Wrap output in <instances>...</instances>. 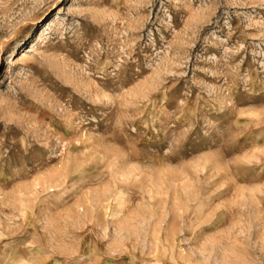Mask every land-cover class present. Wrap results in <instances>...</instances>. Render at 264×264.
Masks as SVG:
<instances>
[{
  "label": "rangeland",
  "instance_id": "374dc122",
  "mask_svg": "<svg viewBox=\"0 0 264 264\" xmlns=\"http://www.w3.org/2000/svg\"><path fill=\"white\" fill-rule=\"evenodd\" d=\"M0 264H264V0H0Z\"/></svg>",
  "mask_w": 264,
  "mask_h": 264
},
{
  "label": "bare ground",
  "instance_id": "6f19581e",
  "mask_svg": "<svg viewBox=\"0 0 264 264\" xmlns=\"http://www.w3.org/2000/svg\"><path fill=\"white\" fill-rule=\"evenodd\" d=\"M56 21V20H55ZM35 49V48H34ZM33 50H32V48H29L28 50H27V53H29V52H32ZM39 181V180H38ZM37 184H38V182H37Z\"/></svg>",
  "mask_w": 264,
  "mask_h": 264
}]
</instances>
